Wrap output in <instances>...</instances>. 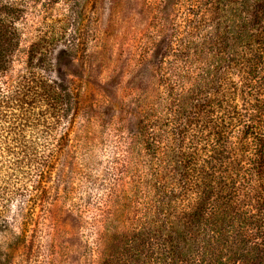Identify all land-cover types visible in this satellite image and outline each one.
<instances>
[{
  "label": "trees",
  "instance_id": "1",
  "mask_svg": "<svg viewBox=\"0 0 264 264\" xmlns=\"http://www.w3.org/2000/svg\"><path fill=\"white\" fill-rule=\"evenodd\" d=\"M40 2L0 0L1 209L28 192L10 190L12 179L36 178L34 190L46 198L62 113L72 105L63 64L44 54L53 43L45 37L32 44L29 73L12 90L1 84L26 11ZM178 2L183 13L158 59L159 112L136 142L147 166L125 194L143 214L140 237L163 241L156 263L146 264H215L230 246H247L250 227L264 244V0ZM48 4L66 6L69 18L76 7ZM58 145L70 148L65 138Z\"/></svg>",
  "mask_w": 264,
  "mask_h": 264
},
{
  "label": "rangeland",
  "instance_id": "2",
  "mask_svg": "<svg viewBox=\"0 0 264 264\" xmlns=\"http://www.w3.org/2000/svg\"><path fill=\"white\" fill-rule=\"evenodd\" d=\"M74 5L70 18L66 6L48 0L28 7L21 45L2 75L1 84L14 89L29 73L32 44L42 46L46 38L47 46L53 43L44 54L63 64L73 96L62 113L46 198L34 190L36 178L10 180V190L28 192L0 208V264L156 263L163 241L140 237L143 214L136 215L134 203L128 208L125 193L147 166L136 142L141 125L159 112L158 59L184 6L178 0ZM61 138L69 149L59 147ZM247 239V246H230L215 264H264L259 231L250 227Z\"/></svg>",
  "mask_w": 264,
  "mask_h": 264
}]
</instances>
